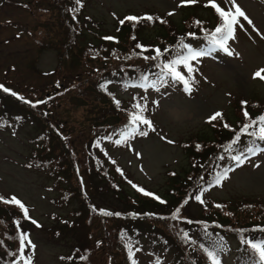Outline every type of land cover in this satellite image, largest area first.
<instances>
[{"label": "rangeland", "instance_id": "374dc122", "mask_svg": "<svg viewBox=\"0 0 264 264\" xmlns=\"http://www.w3.org/2000/svg\"><path fill=\"white\" fill-rule=\"evenodd\" d=\"M21 1L23 5L16 3L15 0H4L0 4V85L17 93L18 96H23L30 103L26 104L3 90H0V93L6 96L4 98L13 99L17 103L18 108L11 103L13 109L10 110L18 109L25 114H31V119L35 120L32 123L30 118L26 119L16 130L15 127L0 130V201L3 197L4 200L12 199L20 202L16 203L18 206L11 202L4 203L7 208L0 207V213L6 212L8 216L21 217L24 210L28 214V217L20 224L18 220L17 226L24 237L25 255L31 256V262L65 264L60 256L65 255L78 243L80 249L90 248L93 264H112L107 252L105 253L107 250L98 246L100 243L98 236H101L102 230L112 231L123 224L124 215H131V219L145 216L163 217L160 214L146 213L150 208L155 209L152 207L154 205L152 202L167 201L172 204V210L176 206V200H179L181 205L176 209H179L178 214L199 217L202 207L199 206L200 201L195 200L198 192L201 196L205 194L209 197V201L244 200L255 203L264 201V153H259L242 167L228 173L221 184H213L205 187V190H199L196 185L200 178L190 181L187 176L188 172L191 175L192 170L189 153L179 145L181 140L190 139L196 135H200L197 137L204 141L211 137L203 135L213 137V134H210L212 129L209 123H215L216 120H212L211 117L217 112L223 116L236 113L229 117L230 122H234L241 116V121H244V118H251L252 115L243 114L242 106L255 100L258 102L257 106L263 104L264 0H82L83 3L79 4L83 7L80 17L88 24L87 27H91L88 15L101 19L102 25L94 29L97 33H90L87 27H82L75 48L67 57L57 54L54 49L40 48L38 43L42 36L32 32L40 24L41 17L38 11L43 6L44 0ZM191 1L199 6V9L195 11L203 19L207 15L210 16V3H215L234 15L237 8L244 13V16H237V20L244 25L245 30L241 32L236 30V34L228 41L232 55L221 52L191 61L193 69L191 73H188L183 65L179 66V71L187 78L192 74L197 77L190 95L183 92L181 84L165 86L159 92L153 88H144L141 98L148 106L145 118H150L155 128V131H152L147 125L141 126L149 131L147 137L136 136L127 145H115L102 140L101 147L87 141L91 137L92 121L91 115L88 114V121L84 119V115L87 114V105L95 106L99 101L95 95L85 91L91 84L84 83V78L86 76L89 78V72L97 69L99 64L93 58L96 47L87 49V44L100 43L102 40L100 34L105 33L112 16L115 18L118 14V16L130 17L127 13H135L138 17H142V13L150 12L172 17L173 23L177 24L180 16L183 17L192 12V10L183 12L185 7L192 6V4H185ZM157 33L155 28L144 27L137 37L139 35L143 41L152 42L151 39ZM49 35H54V29ZM207 43L200 41L194 48H204ZM86 53H89L88 57L93 59L85 58ZM73 79L83 84L84 92L89 95L81 97L73 91L71 94L76 95L78 99L73 98L71 94L54 98L64 88H57L54 93L53 88L71 86L74 84ZM51 92L53 94L50 99L46 100L45 97ZM136 92V88L121 91L115 87V95L124 99L123 107L129 106L128 102L131 100L128 99H132ZM49 101L56 103L53 110H50L52 107L48 105ZM154 101H159L160 106L156 107ZM238 103L242 106H238ZM33 104L36 106L33 107ZM23 105H28L30 110L27 107L28 110L23 108ZM174 108L190 111L196 117L195 123L182 129L184 124L172 118L171 110ZM109 109H112L110 103ZM52 120L61 123L55 125ZM40 122L47 131L67 137L65 140L70 146L69 154H74V164L79 167L76 174L81 170L83 172L84 169L90 173L87 177L84 172L83 174L81 172L82 178H80L82 186L84 184L83 196H87L89 202V208L86 210L94 209V214L89 217L90 224L70 213L79 206L77 199L62 205L54 202L56 190L46 188V175L32 168L34 166L30 152L34 142L32 135L36 133V125ZM262 125L264 122L259 121L253 129L259 132ZM8 126L13 125L9 123ZM204 131L206 133H203ZM85 141L89 149V152H86L89 158L85 156L86 153H82ZM56 144L53 142V146ZM58 147L60 153V146ZM93 155L100 161L98 165L93 160ZM99 166L102 167L99 168ZM219 170L220 168L216 167L212 173L215 174ZM106 171L111 177L105 176ZM187 186L189 187L187 195L182 198ZM138 189L140 198L136 193ZM140 189L153 195L145 196ZM238 203H241L238 205L242 208L236 213L248 221L252 220L251 216L261 207V203L258 205ZM234 206L229 204L227 208L225 206L222 208L226 212ZM100 209L113 213L106 216L109 219L104 224L100 223V217L95 215V212ZM156 210L167 214L165 211L168 209L165 206H156ZM228 217L229 219L225 220L227 222L238 218L235 213L233 215L228 213ZM72 218L75 219L74 225L68 223ZM76 219L80 221V224L76 222ZM54 223L62 229L60 234L53 233ZM147 224L153 228L152 223L147 222ZM160 224L155 225L154 229H158ZM228 224L224 223V225ZM167 228L172 230L170 226ZM89 232H91L90 237L87 236ZM161 237L163 239L169 237L164 229L161 230ZM29 241L35 245L34 249L29 246ZM9 242L10 247L14 248V242ZM149 247L145 245L146 249ZM17 248L20 251V245ZM155 251L154 248L153 252ZM151 258L152 256L147 252L144 254V252L136 251V264H157L160 260L156 259L153 262ZM113 264L117 263L113 262ZM220 264L235 263L231 256H224Z\"/></svg>", "mask_w": 264, "mask_h": 264}, {"label": "trees", "instance_id": "16d2710c", "mask_svg": "<svg viewBox=\"0 0 264 264\" xmlns=\"http://www.w3.org/2000/svg\"><path fill=\"white\" fill-rule=\"evenodd\" d=\"M2 1L4 0H0V4ZM15 2L23 5L21 0H15ZM82 3V0H79V3H77V0H44L43 6L40 7L41 9L38 11L41 17L40 24L32 31L42 36L38 43L40 48H52L56 50L59 55H63L64 57L70 55L71 51L75 48V43L78 41V34L81 28L88 26L80 17L83 7L79 6V4ZM187 4H192V6L185 7L183 12H185V10H192V12L187 13L183 17L180 16L177 24L173 23L172 17L166 16V18L158 13H149L143 17H138L136 15L135 17L138 19L135 21L128 20V17L124 15L118 16L117 14L115 18L112 16L107 30L103 35L100 34L102 38L100 43L89 42L86 46L87 49L96 47L93 58L99 62L97 65L98 68L89 72L90 77L88 78V76H86L84 78V83L88 82L91 86L85 90L83 84L73 79V85L54 87L53 93L57 88H64L57 96H69L73 91L81 97H87L89 93L95 95L99 100L98 104L95 106L87 105V114L84 115V119L88 121V116L91 115V126L92 129H96L97 136L115 144L114 140L117 139L118 136L114 135V133L128 125L131 115L138 111L135 106L138 104L142 108L146 106L142 112L145 117V111L148 110V106L146 101L141 98L142 91H144L143 87H137L140 89L134 94L131 101L128 102L129 106L127 107H123V100L121 101L119 97L116 98L114 96L115 91L112 89H115L116 86L120 88L121 91H124L125 88L129 89L133 84L141 83L139 78L143 75L155 78V74L160 71V66L171 61L175 57L182 43L194 47L195 44L202 40L208 42L209 34L223 23V18L216 9L212 7L213 3L209 4L210 8L206 4L213 14L208 10L210 16L207 15L204 19L195 11L199 9L196 3H192L191 1V3ZM75 11L78 14L76 20H73L72 17L75 19ZM149 17L151 19H148ZM88 19L91 21V27H87L88 31L90 33H97L94 29L101 27V19L93 18L90 15H88ZM144 27L155 28L158 31L154 38L151 39L152 42L143 41L140 39L139 35L137 37V34ZM237 27L236 24L234 28L236 29ZM52 29H54L53 36L49 35ZM59 42H61V44H58ZM157 50H159V55H157ZM89 55V53H86L87 57L85 58H91L88 57ZM146 57H149V59H146ZM151 57L157 58L151 59ZM177 70L179 71V68ZM90 74H92V76ZM95 76H98V78H95ZM191 77H193L192 82H196V75L192 74ZM112 85L116 86L112 87ZM84 90L89 93H85ZM53 93H49L45 99L48 100ZM57 96L54 98H57ZM4 97L6 96L0 93V108H3L0 114V122L3 125L7 120L5 117L8 119L11 117L14 124L20 123L21 117L25 113L18 109L17 111L10 110L13 109L11 103L14 104L16 108H18V105L15 100L13 101V99L10 100ZM73 98L78 99L76 95H73ZM117 101H119V103H117ZM49 103H53L54 106L56 104L55 101H49ZM109 103L112 107L111 110L109 109ZM257 104L258 102L256 100L246 106L239 105L238 103V106H242L243 114H247V116L252 115L251 118H244V121H241L242 116L235 119L234 122L228 120L230 116L236 115V113L230 114L229 116L220 115L216 117L214 124L209 123L212 129L210 134H213V137L211 135L207 136V134L203 135L211 137L207 138V141L199 140L200 137L197 136L200 135L180 141L179 145L185 152L189 153L188 156L192 164V170L190 171L191 175H189L188 172L187 176L190 181L200 178L198 181L199 188H203L209 184L208 182L211 180L212 176L211 172L214 168L219 167L220 170L218 172H220L223 168L230 165L231 161L228 159V156L236 153H229L227 150L230 148L232 141L237 135L241 136V140L237 144L238 148H245L252 143L253 139H257L259 134L256 133L253 128L256 123L264 117V102L260 106H257ZM22 107L28 108L29 106L23 105ZM91 121L89 123H91ZM245 126H248L247 132H242L241 130L244 129ZM252 132H255L256 136L248 135V133ZM203 133L206 132L204 131ZM110 135L112 139H107L106 137ZM39 136L42 141L39 142L34 140L32 150L30 151L31 157H33L31 161L34 163L35 167H37L38 171L46 175L45 186L56 190L57 194L54 196L53 201L62 205L73 199H77V201H79V206L74 208L70 213L72 216L75 214L79 220L82 221L84 219L85 223L86 221L89 223V217L94 214V209H91V211L90 209L86 210V208H89L88 197L83 196V191H85L83 188L84 184L82 186L80 181V178H82V170L76 174L79 167L74 164V154H69V148L65 145L64 140L60 139L59 136H56V134L51 131H49L48 137L47 134H41ZM94 141L97 142L99 140L94 139ZM51 142H56L60 146V153L58 151V145L56 144V146H53ZM257 142L260 141L257 139ZM99 143L101 142L99 141ZM82 153H86V151L83 150ZM85 156L88 157L87 153ZM93 156V160L98 165L100 161L95 155ZM220 156H224L225 159L220 160ZM101 167L102 166H99V168ZM87 171V169L83 170L84 174L88 177L90 173ZM105 176H107V178L111 177V175H108L107 171ZM188 188V186L185 188L186 193L183 194L182 198L187 195ZM136 193L138 198H140L139 189L136 190ZM204 201L205 206L203 207L204 209L200 211L201 215L199 217L195 215H184L187 221H190L192 224L189 227L186 226V223L182 222V217H180L181 221L176 217L179 215L176 209L180 207L181 201L176 200V206L172 210V204L167 201H165V203L151 201L154 204L152 207L155 209L150 208L147 214H160L163 215V217L155 218L152 216H145L143 218L144 220L141 222L139 218L131 219L137 222V226L142 227L139 236L132 240L133 246L137 244L140 247L149 245L153 240L154 226L161 223L159 227L167 231L169 236L167 245L177 250L173 259L169 261L171 264H211L205 256L201 245L208 247L214 242L213 238L215 237L217 241H222L224 245L223 253L227 254V256H231L235 264H239V262L242 264H254V258L250 255L252 250L247 245L241 243V241L245 238L250 240L256 239L255 241L257 242L264 241V201L262 200L257 203L245 202L244 200L214 202L209 201L208 198L204 199ZM138 202V204H140V201ZM238 202L247 203L248 205H258L261 203V207L251 216L252 220L248 221L242 215L240 216L236 213L240 212L242 208L241 205H238L241 203ZM229 204L235 206L233 209H228V211L224 212L222 206L227 208ZM156 206L167 207L168 210L165 211L167 214L157 211ZM0 207L7 208V206L1 202ZM229 210H233V212H229ZM105 211L106 210L100 209L95 212V215L100 217L99 222L102 224L109 219L104 215ZM228 213H231V215L235 213L238 218L232 222H227L225 220L229 219ZM5 214L6 212L0 213V222L8 218L7 214ZM124 219L129 220L127 215H124ZM74 221L75 219L72 218L68 223L74 225ZM76 222L80 224V221L77 219ZM147 222L152 223L153 228L150 227ZM8 223L9 221L6 220L5 224ZM165 223L167 227L170 226L172 230H168L164 225ZM224 223L229 224L224 225ZM54 225L55 229L53 233L60 234L62 229L59 228L56 223H54ZM0 228V234H3L4 228L1 226ZM11 228L13 227H9L8 229ZM184 229L188 230L186 238L183 235V233H185ZM110 231L111 230L108 229L102 230L101 236H98V241L100 242L98 246L107 250L105 253L107 252V256L112 264L113 262L117 264H129L131 260L128 256V250L125 247L127 241L122 239V233L121 235L119 234V226L111 232ZM90 233L91 232L88 234L86 233L88 237L91 236ZM153 244L156 243L153 242ZM10 245L11 244H9V246ZM9 246L1 249H4L3 254L6 257L3 261L2 255L0 256V259H2L1 264H12L18 256L17 250ZM89 249V247L80 249L78 245H75L65 255L60 256V258L65 261V264H93Z\"/></svg>", "mask_w": 264, "mask_h": 264}, {"label": "snow or ice", "instance_id": "6c2138e0", "mask_svg": "<svg viewBox=\"0 0 264 264\" xmlns=\"http://www.w3.org/2000/svg\"><path fill=\"white\" fill-rule=\"evenodd\" d=\"M77 3H79V0H77ZM212 7H214L219 13V15L223 18V23L209 34L207 46L201 49H196L189 46L188 44L182 43L179 46L175 57L171 61L164 63L162 66H160V71L155 74V78L143 75L139 78L141 80V83L133 85L134 87H143L146 89L153 88L159 92V90L161 88H164L165 86L172 87L176 84H181L183 87V92L185 94L190 95L192 92L191 82L193 80V77L189 76L188 78H186L184 75H182L181 72L177 70L179 66L183 65V67L187 69V72L191 73L193 71L190 63L191 61H196L199 58L203 57H210L213 54L221 52L229 56L232 55V52L228 47V41L233 36L234 25L238 23L237 16H244V13L241 12L239 8H237L236 14L231 15L229 13L224 12L220 7H218L214 3L212 4ZM127 19L135 21L138 18L130 16ZM148 19L151 18L149 17ZM245 19H247V17H245ZM249 23H251V21H249ZM157 55H159V50H157ZM156 58L157 57H151V59ZM146 59H149V57H146ZM0 90H3V92L5 93H10L12 96L17 97L24 103H30V101H26L23 96H18L17 93L11 92L8 88L4 87L3 85H0ZM117 103H119V101H117ZM153 103L156 105V107L160 106L159 101H154ZM32 106L35 107L36 105L33 104ZM135 107L138 109V111L131 115L128 125L118 130V132L114 133V135H117L119 137L118 139L114 140V143L116 145H127L136 136L147 137L149 135V131L147 129L141 128V125H147L148 129L155 131L154 122L148 118H145V116L142 114L146 106L142 108L138 104ZM220 115L221 114L217 112L211 117V119L215 120L216 117ZM261 120L264 121V117H262ZM247 127L248 126H245V128L241 131L247 132ZM248 135L256 136V133L252 132L248 133ZM106 138L112 139V136L110 135ZM257 139L260 141H264V125L259 128V135ZM257 139H253L252 143L246 146L245 148H238L237 144L241 140V136L237 135L232 141L230 148L227 150L229 153H236L228 156V159L232 163L228 167L223 168V170L220 171L218 174L214 175V177L209 180L208 183L215 185L221 184V182L228 176V173L234 171V169L236 168L242 167L246 162L250 160V158L257 156L259 153H264V145L258 144ZM169 142L172 143L171 141ZM97 144H99V141H97ZM219 159L224 160L225 157L220 156ZM140 191H142L145 196L153 195L152 193L144 191L143 189H140ZM156 199L159 200L160 198L156 197ZM195 200L201 201V195L197 194L195 196ZM16 203L19 204L20 202L17 200ZM160 203L165 202L163 200H160ZM21 207H23V205H21ZM177 211H179V209ZM104 215L110 216L113 215V213L105 211ZM115 215H120V213H115ZM183 235L185 238L187 237L186 232L183 233ZM122 239H125L127 241L125 247L128 250L129 259L131 260L132 264H136L135 260L132 259L134 254L133 242L126 236H122ZM241 243L247 245L252 250L250 255L254 258V264H264V241L257 242L255 240L245 238L242 239ZM28 244L31 248L34 249V244H31L30 241L28 242ZM201 247L206 253V257L211 262V264H220V260L218 259V257H220L221 254L224 252V245L222 241H214L208 247H204L203 245H201ZM135 250L139 251V248H136ZM14 264H31V256L25 255V241L23 235L20 236L19 256L14 261Z\"/></svg>", "mask_w": 264, "mask_h": 264}, {"label": "clouds", "instance_id": "9594fccd", "mask_svg": "<svg viewBox=\"0 0 264 264\" xmlns=\"http://www.w3.org/2000/svg\"><path fill=\"white\" fill-rule=\"evenodd\" d=\"M172 118L177 121L184 124V128L188 127L190 124L195 123L196 117L194 115L186 110V109H172L171 110ZM180 129V130H182Z\"/></svg>", "mask_w": 264, "mask_h": 264}]
</instances>
